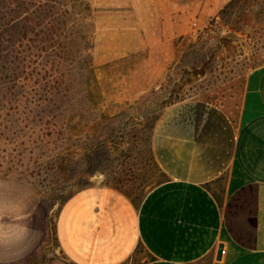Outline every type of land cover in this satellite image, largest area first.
Returning a JSON list of instances; mask_svg holds the SVG:
<instances>
[{"label": "crops", "instance_id": "1", "mask_svg": "<svg viewBox=\"0 0 264 264\" xmlns=\"http://www.w3.org/2000/svg\"><path fill=\"white\" fill-rule=\"evenodd\" d=\"M230 1L97 4L102 18L128 24L134 18L133 29L112 36L120 40L115 50L122 55L143 40L169 53L176 37L191 33L194 23H206ZM154 153L166 178L139 202L98 183L62 204L56 252L46 264H135L144 251L148 255L137 264H264V64L248 75L237 123L210 102L176 103L158 122ZM50 219L34 187L0 178V264L32 261L51 238Z\"/></svg>", "mask_w": 264, "mask_h": 264}, {"label": "rangeland", "instance_id": "2", "mask_svg": "<svg viewBox=\"0 0 264 264\" xmlns=\"http://www.w3.org/2000/svg\"><path fill=\"white\" fill-rule=\"evenodd\" d=\"M62 1L74 7L65 18L82 20L92 34L85 54L92 65L77 56L63 108L47 111L34 101L18 105L12 92L31 89L4 80L0 86V178L29 183L51 212L50 240L24 264H46L54 257L58 213L78 190L102 183L139 202L166 178L154 153V134L170 106L211 100L237 123L248 75L264 64V0H240L230 12L229 18H250L231 43L220 38L233 30L219 12L176 37L169 53L143 40L122 55L115 50L120 40L112 36L133 29L134 18L131 24L102 18L99 0ZM87 3L91 9H85ZM147 255L136 256L141 262Z\"/></svg>", "mask_w": 264, "mask_h": 264}, {"label": "trees", "instance_id": "3", "mask_svg": "<svg viewBox=\"0 0 264 264\" xmlns=\"http://www.w3.org/2000/svg\"><path fill=\"white\" fill-rule=\"evenodd\" d=\"M239 4L240 0H231L220 11L224 22L233 30L220 35L228 43L236 36L235 31L245 30L250 20L227 17ZM72 9L62 0H0V86L7 81L13 88L31 89L12 92V101L18 105L34 101L44 105L47 111L63 108L70 92L68 80L72 67L76 66L78 57L87 60L92 39L82 20L70 22L65 18ZM85 9H91V5L85 4ZM202 71L196 68V73Z\"/></svg>", "mask_w": 264, "mask_h": 264}, {"label": "water", "instance_id": "4", "mask_svg": "<svg viewBox=\"0 0 264 264\" xmlns=\"http://www.w3.org/2000/svg\"><path fill=\"white\" fill-rule=\"evenodd\" d=\"M223 246H224V244H223V243H221V244H220L219 251H218V258H221V256H222V252H223Z\"/></svg>", "mask_w": 264, "mask_h": 264}]
</instances>
